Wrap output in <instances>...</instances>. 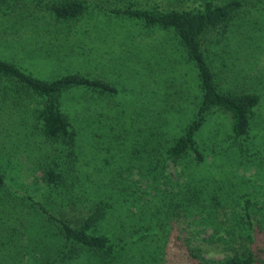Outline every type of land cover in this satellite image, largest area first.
Listing matches in <instances>:
<instances>
[{
  "label": "trees",
  "instance_id": "trees-1",
  "mask_svg": "<svg viewBox=\"0 0 264 264\" xmlns=\"http://www.w3.org/2000/svg\"><path fill=\"white\" fill-rule=\"evenodd\" d=\"M28 6L42 8L61 23L78 20L88 9L87 0H0V15ZM246 6L264 10V0H116L112 6L97 7L140 28L170 32L195 71V103L189 116L171 128L164 117L161 143L148 150L155 152L149 156L151 165L145 170L138 164L128 166L131 174L136 168L144 171L140 178L152 175L153 179L169 163L181 167L182 179L174 182L177 191L165 190L167 224L142 214L139 218L131 210L137 198L146 202L147 192L136 187L129 202L125 198L115 203L112 190L90 177V161L79 163L84 152L86 157L88 152H104V144L99 151L81 147L75 115L64 110L63 98L81 91L93 98L112 97L118 93L115 85L76 70L41 79L0 58V101L10 95L36 98L33 107L29 101L20 105L33 115L41 138L54 145L49 162L23 194L8 187L0 166V264H145L144 246L157 239L164 247L177 243L178 255L189 264H264V194L261 200L249 191L238 193L230 187L234 178L227 177V169L236 176L240 168L246 170L253 163L258 135L253 133V122L257 110L264 107V94L255 86L240 87L225 58L212 50L222 44L221 36ZM217 112L228 117V125L211 130L208 138L219 141V150L212 152V142L206 152L200 136ZM161 117L160 112L157 120ZM248 151L252 156H245ZM186 168L192 170L191 176ZM117 207L128 213L113 231L111 218ZM151 216L156 220L158 214ZM180 218L183 229L169 239L172 221ZM156 226L166 231L164 240L149 233ZM215 248L222 250L221 257L205 256Z\"/></svg>",
  "mask_w": 264,
  "mask_h": 264
},
{
  "label": "rangeland",
  "instance_id": "rangeland-1",
  "mask_svg": "<svg viewBox=\"0 0 264 264\" xmlns=\"http://www.w3.org/2000/svg\"><path fill=\"white\" fill-rule=\"evenodd\" d=\"M115 1L87 0L88 9L78 20L63 23L51 18L42 8L31 6L6 17L0 15V58L12 60L41 79L76 70L115 85L118 93L112 97L93 98L81 91L68 92L63 98L64 110L75 115L73 124L80 129L81 147L89 145L99 151L104 144V152H88V157L84 152L79 163L90 161V177L112 190L115 203L125 198L129 202L136 187L147 192L146 202L137 198L131 210L139 213V218L143 215L145 219L167 224L164 212L167 198L164 196L168 192L165 190L177 191L174 182L182 179L179 176L181 167L169 163L164 173L153 179L152 175L140 178L139 172L144 171L136 168L131 174L128 166L138 164L145 170L151 165L149 156H155V152L148 150L161 143L164 117L171 128L189 116L188 111L195 103V71L176 47L170 32L140 28L133 21L97 9L103 5L112 6ZM243 9L221 36L222 44L212 50L225 58L224 62L240 87L255 86L264 94V10L247 6ZM1 94L0 91L2 99ZM24 101H29L33 107L36 98L17 99L10 95L9 100L0 101V166L5 170L8 187L21 194L38 179L42 165L49 162L54 148L34 129L33 115L20 105ZM160 112L162 117L157 120ZM152 119L155 123L150 122ZM225 125H228L225 114L217 112L211 116L199 140L206 143V152H210L208 145L212 142V152H218L219 141L208 137L211 130ZM253 130L258 134L255 140L257 152L252 158L254 165L250 164L246 170L240 168L236 176L227 169V177L234 178L235 185L230 187L236 192L249 191L262 200L264 107L257 110ZM94 132L99 134L98 139L92 136ZM250 154L244 155L250 157ZM186 172L191 176V169L186 168ZM117 208L111 218L113 231L117 230L118 220L128 213ZM154 212L158 214L157 221L151 216ZM171 224L168 237L181 231L184 225L182 218ZM149 233H155V239L164 240L166 231L156 226ZM147 245L142 251L146 256L145 264H189L178 255L177 243H168L164 247L157 239ZM205 256L221 257L222 250L210 249Z\"/></svg>",
  "mask_w": 264,
  "mask_h": 264
}]
</instances>
